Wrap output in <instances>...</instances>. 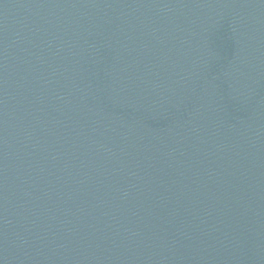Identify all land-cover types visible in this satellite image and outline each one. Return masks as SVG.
<instances>
[{
	"label": "water",
	"instance_id": "1",
	"mask_svg": "<svg viewBox=\"0 0 264 264\" xmlns=\"http://www.w3.org/2000/svg\"><path fill=\"white\" fill-rule=\"evenodd\" d=\"M95 264H264V0H58Z\"/></svg>",
	"mask_w": 264,
	"mask_h": 264
}]
</instances>
